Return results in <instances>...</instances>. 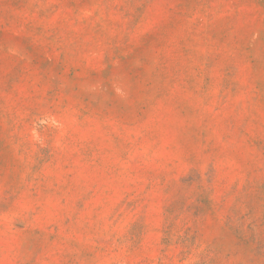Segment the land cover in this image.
<instances>
[{"label": "rangeland", "instance_id": "obj_1", "mask_svg": "<svg viewBox=\"0 0 264 264\" xmlns=\"http://www.w3.org/2000/svg\"><path fill=\"white\" fill-rule=\"evenodd\" d=\"M0 264H264V0H0Z\"/></svg>", "mask_w": 264, "mask_h": 264}]
</instances>
